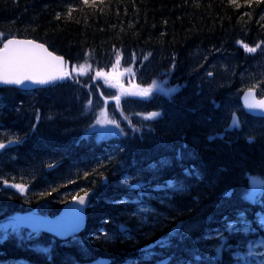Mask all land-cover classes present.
Instances as JSON below:
<instances>
[{
    "label": "trees",
    "instance_id": "16d2710c",
    "mask_svg": "<svg viewBox=\"0 0 264 264\" xmlns=\"http://www.w3.org/2000/svg\"><path fill=\"white\" fill-rule=\"evenodd\" d=\"M0 33V38L19 35L45 41L70 61L88 60L98 68L115 64L119 51L124 62L135 63L143 83L155 80L161 90L175 89L164 98L169 118L164 128H149L153 132L147 141L136 143L130 138L114 166L120 168L119 161H144L148 164L144 169L156 183L174 179L186 182L187 188L169 197L175 203L166 204L169 215L162 221L152 215L155 223L150 217V225H141L144 222L133 212L135 208L119 203L131 192L121 184L120 171L114 173L113 164L102 161L108 158L106 147L94 141L77 143L86 119L80 123L84 112L78 108L86 98L87 79L76 85L55 84L41 94L1 88L0 127H16L15 137L20 139L7 144L9 137L0 135L7 144L0 151V178L9 185L24 184L27 191L21 193L0 181V219L35 209L57 213L64 201L81 192L90 193L91 204L83 240H61L47 233L31 241L24 236L18 240L15 234L0 236V261L5 257L16 263L18 258L42 256L52 264H77L102 254L129 256L149 242L153 225L173 241L169 251H179L188 259L204 251L207 255L200 256L204 264H234L233 255L216 259L212 244L230 218L257 225L259 213H264V193L260 202L245 197L251 176H264V118L243 115L241 131L218 130L212 141L207 132L212 123L228 119L230 108L221 112V107L236 103L228 89L232 83L245 87L264 81V54L252 60L238 43L243 38L264 49V0H89L87 4L84 0H0ZM199 79L207 82L203 96ZM214 100L221 106L216 107ZM160 157L168 162L164 164ZM180 199L205 229L199 232L201 228L189 221L185 226L191 225L192 230L178 227ZM207 201L215 203L213 209L205 207ZM120 220L130 224L132 231L138 228L129 235L132 239L123 241L116 234ZM160 222L175 225L167 229ZM210 231L215 234L203 240L202 235ZM235 241L233 234L229 242ZM143 264L158 263L147 258Z\"/></svg>",
    "mask_w": 264,
    "mask_h": 264
},
{
    "label": "snow or ice",
    "instance_id": "6c2138e0",
    "mask_svg": "<svg viewBox=\"0 0 264 264\" xmlns=\"http://www.w3.org/2000/svg\"><path fill=\"white\" fill-rule=\"evenodd\" d=\"M89 0H84V3L87 4ZM231 3H235V0H230ZM239 6V5H237ZM0 37H3V33H0ZM242 45L245 51L254 53L257 51V48L260 47L259 44L256 47H250L247 44H244L242 41H238ZM147 57H145L146 59ZM120 63V54L117 51L116 64L113 65L115 68ZM90 65L81 64L79 66H72L71 72L65 66V61L63 57L55 56L53 53L49 52L43 44L37 43L34 40H20L16 38H10L6 41H3V47L0 48V83L4 84H15L22 85L25 81H30L33 84H49L56 80H63L72 75V73H77L78 75H84L89 70ZM125 71H130V69H125ZM209 75H212L209 73ZM96 76H104L108 79L114 77H109L108 73L102 71H97ZM137 91L132 94L138 95L141 97H149L154 90H158L160 86L157 81L153 80L151 84L147 87L136 86ZM255 86L249 87L247 91L244 92V106L249 110H260L264 112V99H256ZM169 93L174 92L175 89L168 90ZM116 101L117 107H119L121 97L119 95L112 97ZM106 102V101H105ZM91 105L92 101L88 102ZM157 112L147 113L145 118L151 119L158 116ZM99 125H114L116 128H119V123L114 119H109L106 111L101 110L95 121ZM240 121L239 118L232 114L231 124L229 127H239ZM19 137H13L11 140L7 141V144H12L19 142ZM6 143L0 142V149H3L7 146ZM126 181L128 178H125ZM0 181L4 185L14 187L21 193H23L26 188L24 184L14 183L9 185V181L3 178H0ZM260 181L253 179L251 181V190L248 193L247 198L250 200H255L259 194L260 189L258 184ZM169 187L173 191L183 192L187 188L184 185H174L170 184ZM84 196L78 197L79 202L83 204L85 202ZM141 212H151L152 209L141 208ZM183 227V226H181ZM121 232H126L127 230L123 225L120 226ZM255 231L244 218H241L239 223L229 222L224 231L216 233V236L219 239V244L214 248L216 257L219 258L222 250L226 248H231V245L228 243L230 236L233 234H242L244 237H247L250 232ZM228 233V235H225ZM107 239H112V237H106ZM163 246L164 242H160ZM246 251L236 250L233 255L234 259L238 264H264V251L257 252L255 249L264 248V239L253 242L252 240H247ZM150 252V250H149ZM199 259V257H197Z\"/></svg>",
    "mask_w": 264,
    "mask_h": 264
},
{
    "label": "bare ground",
    "instance_id": "6f19581e",
    "mask_svg": "<svg viewBox=\"0 0 264 264\" xmlns=\"http://www.w3.org/2000/svg\"><path fill=\"white\" fill-rule=\"evenodd\" d=\"M242 40L244 42H247V40H245L243 38H242ZM254 41H257V40H254ZM205 89L206 88L202 89V94H201L202 96L206 92ZM214 94L217 95V90H216V92H214ZM243 125H245V124H243ZM160 159H162V161H165L163 157H160ZM165 163L166 162H164V164ZM112 166H113L112 167L113 170H116L113 172L117 173L119 171V168L115 167L114 164ZM130 167L134 168V166H130ZM134 171L137 172L138 170L136 168H134ZM136 174L138 175V173H136ZM129 177H130V173H129L128 178ZM151 187H152L153 193L166 191L165 187L159 186L158 183H156L155 181L152 182ZM198 187H199V185H198ZM231 187L235 188L232 185H231ZM192 192L195 193L197 191L192 190ZM245 195H246V192H245ZM183 197H185V196H183ZM195 197L197 199L200 198L198 196V194L195 195ZM174 199L175 198H170V199L168 198V201L170 203H175ZM143 201L145 202L146 206L149 209L153 210V211H151V213L158 221H162V219L165 216L169 215V210L166 207V204L164 202L159 201L157 199L150 198L148 195L143 199ZM179 205H180V209H179V213H178V216H179L178 227L180 229H182V230L185 229L187 231L192 230L191 225L185 226L186 221H189L193 225H195L196 227L201 228V229H199V232H200V230L205 229L204 227H202V224H203L202 221L193 213V211L189 207H187L183 204L181 199L179 200ZM214 206H215V203L209 202V201H207L205 204V207L208 210L213 209ZM231 219L232 218H230L228 220V223L234 222ZM151 221L153 223H155L153 217H151ZM160 223L162 224L163 227H165L167 229L168 228L171 229L175 225V224L171 225L172 226L171 227V226H169V224L167 222H165V223L160 222ZM234 223H236V222H234ZM181 226H183V227H181ZM203 226H204V224H203ZM156 229L157 228L153 227V225L150 227L151 233L149 232L150 234L148 235L149 242L144 243V245H142V248L138 252L132 251V253H129L130 254L129 256L128 255L126 256L120 252H117V254L114 257L110 256L108 254H102L98 258L93 259V260L88 259V260L78 261V264H102L103 262H104V264H143L146 262L147 258L148 259H154V260H156L157 263H162V264H169L170 262H173V261H174L173 262L174 264H177L176 261L181 262L178 264H199L201 262V257L198 255L195 256L196 259H188V258H185L182 253H179V251L173 250L174 252H172V251L167 250L168 248L173 247V241L168 238L169 236H167V237L165 236L164 231L162 229H159V230H156ZM212 234H215V233L214 232L212 233V231H210V232L202 235V239L205 241H208L211 238ZM15 238H17L18 240H22L20 232L16 233ZM132 238H133L132 236H129L128 234L125 233L123 235V237L120 238V240L127 241V240H130ZM26 240L31 241L30 238H26ZM160 242H164L163 246L161 245ZM184 242L185 241H183L181 245H184L183 244ZM35 246L36 245L34 244L33 247H35ZM215 247L216 246H214L213 248H215ZM149 250H150V252H149ZM213 251H214V249H213ZM199 254L201 256H206L207 252L199 251ZM214 254H215V252H214ZM231 255H233L231 250L225 249V250H222L220 257L221 258L222 257H230ZM197 257H199V259H197ZM144 259H146V260L142 261ZM6 260L7 259L4 257L3 261H6ZM14 260H16V258ZM27 260H28L27 262L22 261V262H20V264H28L29 262L31 264H48V263H51L50 261L46 260L42 256H40L38 258H34L33 260L31 258H28ZM183 261H185V262H183ZM16 263L19 264L18 262H16Z\"/></svg>",
    "mask_w": 264,
    "mask_h": 264
},
{
    "label": "rangeland",
    "instance_id": "374dc122",
    "mask_svg": "<svg viewBox=\"0 0 264 264\" xmlns=\"http://www.w3.org/2000/svg\"><path fill=\"white\" fill-rule=\"evenodd\" d=\"M87 65H91V64L89 63ZM118 66L119 65H117L116 67H118ZM116 67L113 70H110L108 72L102 71L104 73H108L109 77H114V78L108 79V78H106L104 76H100V77L103 78L106 81L107 85L112 87V88L120 87L124 91H129L131 93L135 92L133 90L131 91L129 87H126L125 84H123V79L125 78V74H127V75L131 74L132 71H133V68L130 67V66H125L124 68H121V67L116 68ZM90 68L87 71V73L91 71ZM125 69H130V71H125ZM71 70L69 69L70 72H71ZM87 73L84 74V75H78L77 73H75L76 75L79 76V78H84V77L87 78V81H86V83L84 85V87L88 90L87 94H86V98L82 97L84 99V102L83 101L80 102L79 103L80 108H78V109H80L81 113L83 111L86 114L89 111L92 110V109L89 110V111H85L84 110V105L86 104L87 100L92 95H94V94L96 95V92H97V94L99 93V95H104L107 92L106 87L103 85V83H101V85H100L96 80H94L91 77V75H89ZM95 77L97 78L96 75H95ZM112 83H114V85ZM161 100H164V98H162ZM108 115H110V114H108ZM140 116H141V118L146 119L145 118L146 114L145 115H140ZM108 118L111 119V117H109V116H108ZM141 124H142V120H141ZM210 126L212 128H214L215 124L212 123ZM163 127H164V125H163ZM219 127H220V125H218V127H216V128H219ZM113 128L116 129V127L114 125H104V126H102V125L94 123L93 126L88 130L87 133L92 134V133L97 132V135H98V137L100 139L109 138V137H111L113 135V133H118L119 131L121 132L120 124H119V128H117L118 130L115 131V130H113ZM3 134L7 135L9 137V140H11L13 137H15V135L18 134V129L16 127H14V129L12 130L11 128L7 127L5 132H3V130L1 129L0 130V135H3ZM145 179H147V178L142 176L141 178H138V180L135 183H140V182L144 181ZM256 180L261 182L260 184H258V188L260 189V193H261L262 190H263V187H264V179L257 178ZM161 193L164 194V192H161ZM142 194L148 195V196H152V194L150 195V194L146 193V191H143ZM62 195H63V193H62ZM155 195H156L157 198H159L160 200L164 201L163 199L158 197V193H156ZM22 225L23 224L19 222V215L17 217H14L11 222H9V221L8 222L6 221L4 223L1 222L0 223V236H6L8 234L9 235L13 234V233H11L12 231H16V232L20 231V232H22V231L26 230V228L22 227ZM261 225L264 228V218H263V221L261 222ZM253 232H255V231H253ZM252 239H253V237H251V235H250L248 238H242V239L238 238V242L242 243V242L245 241V244H243L242 246L246 247L247 240H252ZM262 239L263 238H259V239L255 240V241L262 240ZM255 241H253V242H255ZM227 249H229V248H227ZM242 249H238V250L243 251ZM255 251L261 252L262 250H261V248H257V249H255Z\"/></svg>",
    "mask_w": 264,
    "mask_h": 264
},
{
    "label": "water",
    "instance_id": "95a60500",
    "mask_svg": "<svg viewBox=\"0 0 264 264\" xmlns=\"http://www.w3.org/2000/svg\"><path fill=\"white\" fill-rule=\"evenodd\" d=\"M16 39L32 40V39H22V38H16ZM36 42L40 43V44H43V43L38 42V41H36ZM44 46H45V48L48 49L49 52H51L46 45H44ZM51 53H53V52H51ZM53 54L55 56H59V55H56L55 53H53ZM64 61H65V59H64ZM0 84H4V83H0ZM10 85H15V84H10ZM37 85H41V84H33L30 81H25V83L20 85V86H23V87H34V86H37ZM43 85H45V84H43ZM247 110H249V109H247ZM249 111L252 112V113H255V114H264V112H261L260 110H249ZM77 201L79 202V199H77ZM77 201H75V202H77ZM85 205H86V202H84L83 204L74 203V204L69 205L68 209L64 210L59 218H57V219L55 218V220H52V221L50 220V222L48 224H49V227L51 228V230L54 231V232H57L59 234L65 235V236L79 231L83 227L82 218L83 219L85 218L84 217L85 216V214H84ZM76 206H79V209H74L73 210V208L76 207ZM69 211H70V213L73 212L74 214H77L75 216L76 217L75 218L76 222L73 223V225L69 222ZM102 264H104V262Z\"/></svg>",
    "mask_w": 264,
    "mask_h": 264
}]
</instances>
